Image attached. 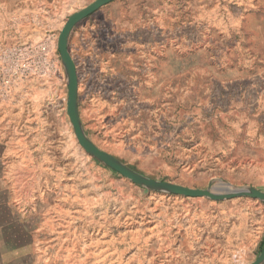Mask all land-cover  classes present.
Wrapping results in <instances>:
<instances>
[{
    "label": "rangeland",
    "instance_id": "rangeland-1",
    "mask_svg": "<svg viewBox=\"0 0 264 264\" xmlns=\"http://www.w3.org/2000/svg\"><path fill=\"white\" fill-rule=\"evenodd\" d=\"M86 18L106 69L69 52L81 124L96 146L153 179L264 190V0H113ZM61 27L18 40L0 21V50L44 42L50 53L48 71L0 85L6 94L17 82L44 83V120L14 113L1 132L0 264L252 262L263 201L147 190L79 146ZM130 45L138 52L122 51Z\"/></svg>",
    "mask_w": 264,
    "mask_h": 264
},
{
    "label": "crops",
    "instance_id": "crops-1",
    "mask_svg": "<svg viewBox=\"0 0 264 264\" xmlns=\"http://www.w3.org/2000/svg\"><path fill=\"white\" fill-rule=\"evenodd\" d=\"M91 1L93 0H0V21L10 25L9 32L13 30L14 26H17L15 30L17 33L13 30L10 37L15 33L13 38L18 40L34 38L37 37V34L49 38L52 37V34L47 35L46 28L62 26L65 19L72 12L84 7ZM256 1L261 3V0ZM24 26H33V29L37 31L36 33L33 31L32 33L31 31L28 32ZM96 41L97 38L92 21L88 18H83L71 29L67 43L68 50L71 51L73 57H81L83 59L82 63L85 62V65L89 63V60H93L92 62L98 61L99 65L96 68L99 69L100 73L102 72L100 69L103 70L106 67L101 63L103 59L98 55ZM127 43V40L122 41L124 46ZM134 50L138 52V47L135 48L134 45H130L127 50L122 49L127 54L134 52ZM81 52L83 55L80 54ZM85 67L81 68L84 69L82 72L85 74L91 72L87 70L88 66L87 69ZM16 86L9 88L6 94L0 93V156L4 152L9 136L1 135V132L6 131L5 128L13 127L12 123H9L11 119L18 120L13 117L14 113L19 114V117L23 119L26 114L34 111V114L36 113L41 120H44V83L27 81L19 85L17 82ZM24 126L25 123L20 126V129H24ZM2 159L0 157V161Z\"/></svg>",
    "mask_w": 264,
    "mask_h": 264
},
{
    "label": "water",
    "instance_id": "water-1",
    "mask_svg": "<svg viewBox=\"0 0 264 264\" xmlns=\"http://www.w3.org/2000/svg\"><path fill=\"white\" fill-rule=\"evenodd\" d=\"M111 1L113 0H93L84 7L72 12L64 21L57 36L56 45L64 68L67 85L66 113L79 146L92 158L118 172L131 183L146 188L147 190L180 195L183 197H204L214 201L249 197L264 202V190L250 185H232L228 182L218 180L207 188H195L170 181L150 178L131 169L112 154L96 146L88 138L79 117L77 70L74 59L68 50L67 41L70 31L76 23ZM263 262L264 245L256 258L248 264H263Z\"/></svg>",
    "mask_w": 264,
    "mask_h": 264
},
{
    "label": "built area",
    "instance_id": "built-area-1",
    "mask_svg": "<svg viewBox=\"0 0 264 264\" xmlns=\"http://www.w3.org/2000/svg\"><path fill=\"white\" fill-rule=\"evenodd\" d=\"M50 53L47 44L37 42L5 47L0 50V85L8 88L13 81L36 72L48 71Z\"/></svg>",
    "mask_w": 264,
    "mask_h": 264
},
{
    "label": "trees",
    "instance_id": "trees-1",
    "mask_svg": "<svg viewBox=\"0 0 264 264\" xmlns=\"http://www.w3.org/2000/svg\"><path fill=\"white\" fill-rule=\"evenodd\" d=\"M263 245H264V241L261 242L259 250H261V248L263 247Z\"/></svg>",
    "mask_w": 264,
    "mask_h": 264
}]
</instances>
